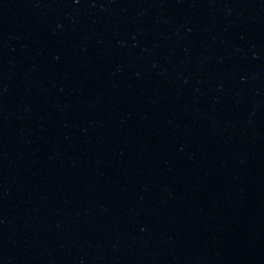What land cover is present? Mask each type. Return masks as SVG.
Instances as JSON below:
<instances>
[{
	"label": "water",
	"instance_id": "water-1",
	"mask_svg": "<svg viewBox=\"0 0 264 264\" xmlns=\"http://www.w3.org/2000/svg\"><path fill=\"white\" fill-rule=\"evenodd\" d=\"M0 264H264V0H0Z\"/></svg>",
	"mask_w": 264,
	"mask_h": 264
}]
</instances>
